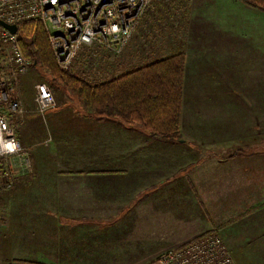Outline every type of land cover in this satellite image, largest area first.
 Returning a JSON list of instances; mask_svg holds the SVG:
<instances>
[{"label": "crops", "instance_id": "obj_1", "mask_svg": "<svg viewBox=\"0 0 264 264\" xmlns=\"http://www.w3.org/2000/svg\"><path fill=\"white\" fill-rule=\"evenodd\" d=\"M177 2L152 3L130 57L147 63L183 53L180 133L190 82L192 109L210 101V121L223 119L222 128L194 119L187 142L153 136L75 100L43 115L22 108L19 138L14 134L20 162L30 168L0 174L2 264H147L210 231L231 243L236 264H264V167L253 165L264 154L214 151L247 132L255 139V129L264 136V11L241 0ZM163 26L167 32L157 30ZM151 33L162 42L148 45ZM25 75L14 97L29 102ZM250 194L258 196L246 204L252 214L236 220L233 196ZM226 205L231 215L221 221ZM238 236L246 251L232 245Z\"/></svg>", "mask_w": 264, "mask_h": 264}, {"label": "built area", "instance_id": "obj_2", "mask_svg": "<svg viewBox=\"0 0 264 264\" xmlns=\"http://www.w3.org/2000/svg\"><path fill=\"white\" fill-rule=\"evenodd\" d=\"M152 1L0 0V21L17 27V31L12 33L0 23V104L4 105L0 107V142H15L18 145L13 152L0 150V174L3 170L2 158L16 155L21 150L9 118L12 112L22 111L21 103L14 95L10 98L9 89H6V84L12 81V90L15 91L18 75L32 65L18 43L20 26L30 21L41 22L59 67L68 69L83 48H99L113 56L121 55ZM81 54L76 69L85 74L89 72L88 80L101 81L112 76L102 69L103 62L98 60L101 57L93 52H79V56ZM98 69L103 71V75L101 71L95 72ZM34 101V111L40 115L55 106L54 94L45 83L36 84ZM23 163L28 167L27 161ZM147 264L236 263L220 235L210 231L165 250Z\"/></svg>", "mask_w": 264, "mask_h": 264}, {"label": "trees", "instance_id": "obj_3", "mask_svg": "<svg viewBox=\"0 0 264 264\" xmlns=\"http://www.w3.org/2000/svg\"><path fill=\"white\" fill-rule=\"evenodd\" d=\"M241 1L264 11V0ZM17 38L23 55L32 60L33 67L46 69L52 83L65 86L85 107L125 123H139L153 136L179 139L183 53L137 65L106 80H88L86 75L72 74L58 66L41 22L23 23ZM6 85L11 98L14 84L10 81Z\"/></svg>", "mask_w": 264, "mask_h": 264}, {"label": "rangeland", "instance_id": "obj_4", "mask_svg": "<svg viewBox=\"0 0 264 264\" xmlns=\"http://www.w3.org/2000/svg\"><path fill=\"white\" fill-rule=\"evenodd\" d=\"M155 1L156 0H153L152 3H154ZM176 1H178L176 6L177 5L182 6V5L186 4V2L188 0H176ZM152 3L149 5L150 7L147 9L146 13L148 12V10L151 9V6L153 5ZM146 13L143 16V18L141 19V21H140L139 25L137 26L134 33H136L137 31H139L145 27V22H143V21L145 20ZM157 30H159V31L163 30V31L167 32L166 27H164V26L160 27V28L158 27ZM133 35H132V37H133ZM132 37L128 41V43L126 44V46L123 50V53L121 55H118V56H113L109 52H106V51L99 49V48H93V47L92 48H83L79 52H82V51L93 52L96 56L101 57L98 60L103 62L102 69L106 73H109L110 75H116V74L118 75V74H121L122 72H125V71H127L131 68H134L137 65H141L142 63L145 62L144 60L141 63L139 61L135 62V61H133V59H131V57H130L132 55L131 53L135 52V41L132 40L133 39ZM148 38H150V42L148 44L150 46L154 45V44H158L159 42H162L160 39V36H158V35L153 36L152 33L149 34ZM162 44L163 43H160V46H162ZM164 44H165V42H164ZM79 52L76 54V57L74 58L72 66L68 69H63V70H67L72 74H75V73H78L80 75L85 74V72H81L79 69H76V64L81 59V57L83 55V54H81L79 56ZM160 55L162 56L165 54H160ZM156 57H158V56H156ZM75 60H76V63H75ZM74 63H75V65H74ZM99 71H101V73L103 75V71L101 69H98L95 72L97 73ZM22 74H26L25 75L26 80H27V82H30V85L28 84V86L26 87V94L25 95H27L31 98V100H30L31 103H29L30 101L28 102V100H25L24 98L22 100V98L20 99L18 97L17 99H19L20 103H21L20 110L22 108H26V106H29L31 108L32 112H34V107H35L34 98H35L36 92L33 91L34 87L32 90L29 88H30L31 84H34L35 91H36V84H38V83H45L47 85L52 84L51 87L54 89V93H55L54 94L55 106H60L66 100L67 101L75 100L76 105H82V103L78 99V97L74 93L70 92L65 86H63L62 84L56 83V82L52 83L51 82L52 81L51 76L46 69H44L42 67L40 68V66L33 67V65H31L30 68L26 69L25 72H23ZM22 74L18 75V77H17V83H16L17 85L15 88L16 94H17V88L19 86V84H18L19 83V77ZM88 74H89V72L85 75L87 76ZM188 84H190V85H187L188 86V89L186 90V97L187 98H186V101L184 104L188 110L186 111V114L182 118V123H183L182 134L179 131V136H180L179 140L184 139L187 142H189L192 139L190 132H188V131L191 127L190 125L193 126L192 123H193L194 119H198L200 121V122H198V124L205 125V127H213V129H217V130H219V128H222V125H223V119H222V121L217 122V124L215 123L216 121H214L213 119L210 121V119L213 117V115L210 113V109H209V103L208 102H210V101L206 102V100L201 99V101H204V103H201L197 107L196 110L192 109L194 107V100L189 99V97H188L189 90L191 89V86H192V82H190ZM192 93H193V91H192ZM189 100H190V102H189ZM26 102L29 104H26ZM187 105H188V107H187ZM0 107L2 108V107H4V105L0 104ZM21 114H22V112L20 113L19 111H15V112H12L11 114H9L10 123H11V125H13V127H14L13 129L15 130L14 132H16V135L18 138L20 135L19 131L21 130V128L17 125V123H18V119L23 116ZM253 118H254L253 123H255L256 121L258 122V119H259L258 116H253ZM206 121L210 122V126L207 125ZM19 122H22V121H19ZM18 128H20V130H18ZM178 128H179V125H178ZM255 130H254V133L258 135L255 137V139L254 138L249 139L248 135L250 132H247L245 137L239 136V140H237V138H235V140H236L235 143H233V144L228 143L227 144V141H226L225 143H223L221 145V147L214 148V151L216 153H218L217 155H219V157H221V155H224V156L225 155L226 156L231 155L234 157H243L247 154H249V155L250 154H257V153L264 154V145H262V143H264V140L261 139L262 137L264 139V136L262 135V136H260L261 138H259L258 130H256V131ZM18 133H19V135H18ZM204 136H207V135H204ZM204 138L205 137H203L202 139H204ZM30 142L33 143L32 140H30ZM254 143H256V144H254ZM203 147L204 146H202L201 148H203ZM20 148H21V146H20ZM214 151L211 153L214 154L215 153ZM22 152L23 151L21 148V150L19 151L18 154L2 158V165L4 166L5 171L15 172V171H18L20 169L27 170L30 168L29 165H28V167H25V164H23V162L22 163L20 162V160L22 158L21 157ZM201 154H204V150L201 152ZM238 164H240V163H238ZM257 164H260V166L264 167V155H263V157H258L254 160L253 165L257 166ZM226 189L227 188L221 189V191H223V193H219V194H223V196L226 197V195L229 194V193L225 194ZM240 190H243V189L237 188V189H235V192L236 191L238 192ZM227 191H229V190L227 189ZM219 197H220V195H219ZM233 197L235 198L234 203H233V204H235V210L233 211V215L235 214L234 215L235 219L240 220L241 218H244L246 216H250L252 214V211L246 210L248 208V207H246V204H250V202L255 200L258 196H254V195L250 194L248 196L247 195H234ZM236 205H237V207H236ZM227 206L228 205L223 206L224 208L219 209V219L221 221H224V218H227V217H229V215H231V212L226 208ZM237 209H240V210H237ZM248 209H250V207ZM242 239H243V237L238 236L236 238V242H234L232 245L234 247L238 245L237 248L240 249L241 244L247 242V241H243ZM228 245L231 247V243H228ZM229 246H227V247H229ZM263 246H264V244H262V247H261V249H263V251H260L262 253H264V247ZM230 247H229V252H231V255L234 256L233 251L231 250ZM245 247H246V245L241 246L242 249H240L239 252L246 251L247 247L246 248Z\"/></svg>", "mask_w": 264, "mask_h": 264}, {"label": "clouds", "instance_id": "obj_5", "mask_svg": "<svg viewBox=\"0 0 264 264\" xmlns=\"http://www.w3.org/2000/svg\"><path fill=\"white\" fill-rule=\"evenodd\" d=\"M17 147L18 145L15 142H0V150H2L4 153L13 152L17 149Z\"/></svg>", "mask_w": 264, "mask_h": 264}, {"label": "water", "instance_id": "obj_6", "mask_svg": "<svg viewBox=\"0 0 264 264\" xmlns=\"http://www.w3.org/2000/svg\"><path fill=\"white\" fill-rule=\"evenodd\" d=\"M0 23H1L4 27H6L7 29H9L12 33H15V32L17 31V27H16V25H14V24H8V23H5V22H3V21H0Z\"/></svg>", "mask_w": 264, "mask_h": 264}]
</instances>
